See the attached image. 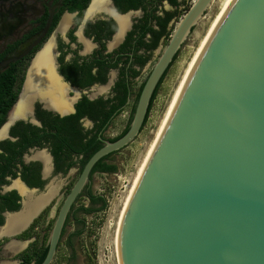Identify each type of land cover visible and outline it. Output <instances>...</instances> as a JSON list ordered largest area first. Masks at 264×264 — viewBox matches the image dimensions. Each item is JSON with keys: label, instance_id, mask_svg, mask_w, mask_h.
<instances>
[{"label": "water", "instance_id": "water-1", "mask_svg": "<svg viewBox=\"0 0 264 264\" xmlns=\"http://www.w3.org/2000/svg\"><path fill=\"white\" fill-rule=\"evenodd\" d=\"M213 2L194 1L147 78L129 131L86 163L42 264H52L67 213L97 162L140 135L157 85ZM119 252L121 264H264V0L223 7L140 174Z\"/></svg>", "mask_w": 264, "mask_h": 264}, {"label": "flooded vegetation", "instance_id": "flooded-vegetation-1", "mask_svg": "<svg viewBox=\"0 0 264 264\" xmlns=\"http://www.w3.org/2000/svg\"><path fill=\"white\" fill-rule=\"evenodd\" d=\"M189 9V0H0L6 30L0 63L16 59L0 76L10 70L17 91L7 111H0V260L24 264L29 256L36 264L48 253L93 140L103 147L125 112L130 116L122 132L131 126L144 84ZM50 17L46 35L25 52ZM182 48L157 85L158 94ZM39 56L52 62L32 90ZM92 171L67 213L52 264L62 247L68 260L76 259L86 218L103 207L93 203L95 176L109 174Z\"/></svg>", "mask_w": 264, "mask_h": 264}, {"label": "rangeland", "instance_id": "rangeland-1", "mask_svg": "<svg viewBox=\"0 0 264 264\" xmlns=\"http://www.w3.org/2000/svg\"><path fill=\"white\" fill-rule=\"evenodd\" d=\"M194 1L189 0L190 7ZM223 1H214L206 16L199 22L182 48L179 57L162 84L147 124L140 135L129 146L113 155L110 162L117 165V173L95 176L94 193L97 196L105 197L107 207L100 210L102 206H97V211L86 218L88 228L81 241L76 243V259L68 260L69 252L67 253L62 247L58 259L53 264H69V262L70 264H120L117 256L116 234L125 202L183 73L209 30L212 21L220 12ZM129 116L125 112L119 117L115 127L108 132L110 138H114L122 132L128 123ZM84 203L88 204L87 201Z\"/></svg>", "mask_w": 264, "mask_h": 264}, {"label": "trees", "instance_id": "trees-1", "mask_svg": "<svg viewBox=\"0 0 264 264\" xmlns=\"http://www.w3.org/2000/svg\"><path fill=\"white\" fill-rule=\"evenodd\" d=\"M12 76H13V74L10 70H6L0 76V111H3V112L7 111V109L10 107L11 103L15 101V98L17 95V91L14 88L15 81L13 80ZM158 88H157V90H155V92L151 98L150 105L148 108V113H147L146 120L144 122L142 130L144 129L145 125L147 124L149 115H150L151 110L153 108L154 102L157 98L158 90H159ZM5 103L7 105H5ZM129 129H130V125H128L127 128L123 132H121L118 136H116L114 138H109L108 142L112 143V142L119 140L120 138H122L123 136H125L127 134ZM93 143H94V146H93L94 149H93L92 153L89 155V158H87L88 160L91 158V156L94 153H96L100 148H102L101 145L96 144V143H98L97 141L93 140ZM113 155L114 154H110V155L102 158L101 160H99L97 162V164L94 166L92 173H95L98 170H105V172H107L108 174L117 173V171H118L117 165L110 163V162L107 165V161L111 160ZM92 199H93L94 204H97L99 202L103 203V207L100 210H104L107 207V201H106L104 196L94 195L92 197ZM46 253H47V251H46ZM46 253L37 260L36 264H42V262L45 259ZM31 262H32V258L28 256V259L26 260V262L24 264H31Z\"/></svg>", "mask_w": 264, "mask_h": 264}, {"label": "bare ground", "instance_id": "bare-ground-1", "mask_svg": "<svg viewBox=\"0 0 264 264\" xmlns=\"http://www.w3.org/2000/svg\"><path fill=\"white\" fill-rule=\"evenodd\" d=\"M214 1H216V0H214ZM227 2H228V0H224V1H223V3H222V8H221L220 12L217 14V16L215 17V19L212 21L209 30L207 31L206 35L204 36V38H203L202 41L200 42V44H199L198 48L196 49V51H195V53H194V55H193L191 61L189 62L187 68L185 69V71H184V73H183V76H182V78H181V80H180V82H179V85H178V87H177V89H176V91H175V93H174V96H173V98H172V101H171V103H170V105H169V107H168V109H167V111H166V113H165V116H164V118H163V120H162V122H161V125H160V127H159V129H158V132H157V134H156V137H155L154 141L152 142L151 147H150L149 150H148V153H147V155H146V157H145V159H144V161H143V163H142V165H141V167H140V169H139V171H138V174H137V176H136V179H135V181H134V183H133V185H132L131 191H130L128 197H127V200H126V202H125L124 208H123L122 213H121V216H120V220H119V223H118V230H117V234H116V244H117V251H118V255H117V256L119 257V262H120V264H121V259H120V252H119V234H120L121 224H122V221H123V217H124V213H125V211H126L127 205H128V203H129V201H130V199H131V196H132L133 191H134V189H135V187H136V184H137L138 179H139V177H140V174H141V172H142V170H143V167H144V165H145V163H146V161H147V159H148V157H149V155H150V153H151V151H152V149H153V146H154V144H155V142H156V139H157V137H158V135H159V132H160V130H161V128H162V126H163V124H164V122H165V120H166V118H167V116H168V114H169V112H170V110H171V108H172V106H173V104H174L176 98H177V96L179 95V93H180V91H181V89H182V87H183V85H184V83H185V81H186V79H187V77H188V75H189V73H190V71H191V69H192V67H193V65H194V63H195V61H196V59H197V57H198V55L200 54V52H201V50H202V48H203V46H204V44H205V42H206V40H207V38H208V36H209V34H210L212 28H213V26H214V24H215V22H216L218 16L220 15V13H221L223 7L225 6V4H226ZM213 3H214V2H213ZM67 20H68V19H65V21H64V25H65L66 23H68ZM51 60H52V59H51V57H49V56H43V57H42V56H39V58H37V60H36L35 63H34L33 69H32V71H31V76H32L31 79H32V80H30L31 83L28 85V86H29V89H32V90H33V89H36L37 86L39 87L41 81L44 79V78L42 79V77H40V76H41L42 73L44 72V69H45L47 66H50V64H51V62H52ZM48 70H49V69H47V72H49ZM40 74H41V75H40ZM31 76H29V77H31ZM39 77H40V78H39ZM29 79H30V78H29ZM40 79H42V80H40ZM28 81H29V80H28ZM28 83H29V82H28ZM38 90H39V89H38ZM27 94H28V93H27Z\"/></svg>", "mask_w": 264, "mask_h": 264}, {"label": "crops", "instance_id": "crops-1", "mask_svg": "<svg viewBox=\"0 0 264 264\" xmlns=\"http://www.w3.org/2000/svg\"><path fill=\"white\" fill-rule=\"evenodd\" d=\"M0 264H12V263H10L9 261H6V260H0Z\"/></svg>", "mask_w": 264, "mask_h": 264}]
</instances>
